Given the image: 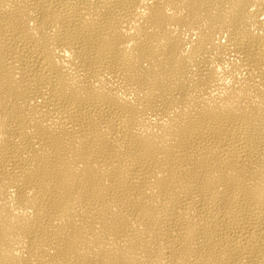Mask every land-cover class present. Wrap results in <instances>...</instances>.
Segmentation results:
<instances>
[{
  "label": "bare ground",
  "instance_id": "obj_1",
  "mask_svg": "<svg viewBox=\"0 0 264 264\" xmlns=\"http://www.w3.org/2000/svg\"><path fill=\"white\" fill-rule=\"evenodd\" d=\"M0 264H264V0H0Z\"/></svg>",
  "mask_w": 264,
  "mask_h": 264
}]
</instances>
